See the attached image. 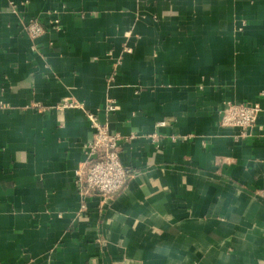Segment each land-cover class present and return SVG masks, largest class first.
<instances>
[{
	"label": "crops",
	"instance_id": "obj_1",
	"mask_svg": "<svg viewBox=\"0 0 264 264\" xmlns=\"http://www.w3.org/2000/svg\"><path fill=\"white\" fill-rule=\"evenodd\" d=\"M86 112L127 179L84 202ZM0 264H264V0H0Z\"/></svg>",
	"mask_w": 264,
	"mask_h": 264
},
{
	"label": "built area",
	"instance_id": "obj_2",
	"mask_svg": "<svg viewBox=\"0 0 264 264\" xmlns=\"http://www.w3.org/2000/svg\"><path fill=\"white\" fill-rule=\"evenodd\" d=\"M14 10L10 8V10ZM45 27L38 22H31L26 27L30 38H36L45 32ZM61 109L82 108V105L74 101H64L59 105ZM108 111L115 109L114 103L106 105ZM221 113V124L225 127H238L242 135L250 130L255 124L261 110L258 105L246 106L236 105L224 101L219 111ZM91 128L96 131V139L87 146L85 160L82 165L74 171V183L80 188V197L85 199L91 194H99L103 197H110L118 193L127 179V172L123 168L119 145L122 137L118 134L108 133L106 127H102L96 121V117L86 112ZM162 122L160 125H164ZM86 204L82 205L81 211H86Z\"/></svg>",
	"mask_w": 264,
	"mask_h": 264
},
{
	"label": "rangeland",
	"instance_id": "obj_3",
	"mask_svg": "<svg viewBox=\"0 0 264 264\" xmlns=\"http://www.w3.org/2000/svg\"><path fill=\"white\" fill-rule=\"evenodd\" d=\"M253 105H257V104H250V106H253ZM222 107V106H221ZM221 107H220V109H221ZM220 109H219V111H220ZM218 111V113H219V119H220V123H221V113ZM222 125V124H221ZM249 130H246L245 132H244V134H245V136L244 137H246V136H249Z\"/></svg>",
	"mask_w": 264,
	"mask_h": 264
}]
</instances>
